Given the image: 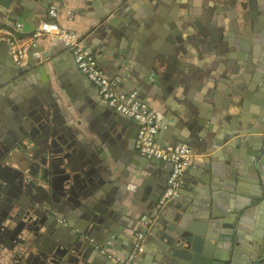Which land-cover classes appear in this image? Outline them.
<instances>
[{"label":"water","instance_id":"95a60500","mask_svg":"<svg viewBox=\"0 0 264 264\" xmlns=\"http://www.w3.org/2000/svg\"><path fill=\"white\" fill-rule=\"evenodd\" d=\"M147 1L154 3L153 0ZM229 1L235 3V0ZM37 2L46 8V0ZM37 2L36 0H0V17H7L10 22L32 20L35 15L43 14V8L38 7ZM126 2L128 1L115 0L104 9H97L98 21H95L92 27L100 30L104 38L112 34L110 39L113 44H118L131 59L145 64L151 70L150 84H159L166 92L172 91L178 87V82L174 78L175 67L166 61L152 63L143 60L142 56L146 57L145 50L133 42H125L123 36L118 31L114 32L111 27L109 20L111 14L125 8ZM211 2L213 5H218L220 0H211ZM240 20V28H232L226 33L222 31L218 35L223 45L221 50L226 57L234 56L238 51L242 52L239 57L243 60V68L237 70L233 65L231 67L228 65V71L224 72V76L232 81L233 85L230 83L218 87L215 103L219 113L216 115L220 120L229 123L238 113L239 135L243 136L244 140L249 139L256 148L261 147L263 152L264 83H260L255 68H260L261 58L264 57V17L261 15V10L255 9L250 13L245 11ZM40 22H43L42 19ZM194 37L201 41V36L194 35ZM56 39L51 35L47 43L55 46ZM261 40L262 44L258 45ZM32 50L36 52L39 50V53H42L41 56L30 55L36 63L28 61L26 65L20 67L17 77L8 83L0 80V162L6 161L3 166L5 172L3 176L0 175V237L5 236L12 241L9 251L0 249V264H104L105 257L112 254L110 250L114 246L113 238L116 235L120 236L125 225V214L122 211L123 198L114 188L115 185L123 187L118 183L121 179L119 173L123 174L126 170L135 169L142 176L137 188L142 194L138 201L142 208H152L158 205L168 185L167 175L160 170L164 162H159L163 161L161 159L143 157L135 150L131 151L136 138L135 119L119 112L111 105L99 107L94 118L88 121L96 133L87 140L81 137L78 129L65 127L62 116H55L58 104L53 96V85L39 81L36 83L27 73L31 71V67L36 68L37 65L48 63L55 80H59L74 102L78 96L77 92L83 91L85 80L80 77L74 65L64 68L60 60L52 62L49 60L51 55L44 53L39 47H32ZM180 51L181 47H176L171 53L172 59ZM246 63L248 65L245 66ZM8 64L10 65V62ZM120 74L127 77V72ZM16 79L18 81L14 83ZM136 86L141 88L139 82ZM255 86L257 87L250 92V88ZM135 90L139 91V89ZM14 91L19 94L17 98L11 96ZM254 97H258L255 101L261 109L254 116L244 114L241 110L246 108L248 99L254 100ZM25 112H30L27 114L29 117ZM187 115L188 118L193 119L190 113ZM20 116H25L29 124L24 123ZM184 120L187 121V117H184ZM226 127L236 130L230 125ZM19 136L33 138L32 141L30 139L28 141L32 142L34 150L35 147H41L47 153L35 150V154L43 155L26 162L27 165L34 161L35 166H40L44 174L28 171L26 176L21 171L18 172L17 177L21 176L23 180L28 179V176L36 179V188L29 193L30 205L25 214H22L20 209L24 191L14 185V182L20 184L18 178L6 172V169H15L18 166L11 164L1 151L7 149L12 138ZM173 139L175 142L188 140L178 138L176 135ZM120 147L127 151L129 156L126 159L121 158L117 153ZM260 159L259 164H256L253 155L242 159L243 168L248 166L244 173L245 177L254 178L251 170L254 172L262 170L261 163L264 160L262 157ZM166 163L172 165L171 162ZM18 165L20 169L25 170L23 163ZM193 196H198L200 199L195 198L191 204L184 206V214L176 217L171 225H166L164 232L157 233V239L151 241L153 245H150L154 250L139 252L140 264L141 262L143 264H218L217 261L241 264L233 257V252L229 251L232 250L230 248L232 243L224 250L220 248L221 241H235L229 231H224V235H221L211 226L210 229L197 233L186 219V217L190 218L192 213L200 214L203 199L207 198L212 203H216L213 186L208 189L195 188ZM210 214L211 216L224 214V222H226L224 226L232 227L228 220L230 214L219 208L217 203L214 209L210 210ZM95 249L102 254L95 252ZM133 249L125 256L131 254ZM256 251L260 252L259 258H264V248ZM261 263L263 264L264 261Z\"/></svg>","mask_w":264,"mask_h":264},{"label":"crops","instance_id":"0c3cea01","mask_svg":"<svg viewBox=\"0 0 264 264\" xmlns=\"http://www.w3.org/2000/svg\"><path fill=\"white\" fill-rule=\"evenodd\" d=\"M112 1L115 0H64L63 4L69 6L75 18L69 20L66 13L62 12L58 22L76 33L83 45L95 53L99 67L109 77L120 78V91L137 93L142 102L156 111L155 125L158 128L156 140L160 145L168 147L185 142L194 150L192 164L184 175L181 195L163 207L149 224L150 231L143 242L144 251L154 250L151 241L157 239V233H163L166 225H171L176 217L182 216L184 206L191 204L195 198L200 199L198 196H193L195 188L208 189L213 186L216 203L225 213L230 214L228 220L232 227L224 226L226 224L224 214L211 216L210 210L214 209L216 203L205 198L200 214L192 213L190 218L186 217L192 229L201 233L212 226L221 235H224V231H229L235 241H221L220 248L224 250L232 243L230 246L232 250L229 251L233 252V257L239 263L262 264L264 258H259L260 252L256 249L264 248V161L261 163L262 170L258 172L251 170L254 178H248L244 176L248 166L243 168L242 159L253 155L254 161L259 164L260 157L264 160V149L261 152V147L256 148L249 139L244 140L243 136L239 135L238 113L229 123L217 117L219 108L215 103V96L218 87L230 83L233 85V82L224 76V72L228 71V65L230 67L233 65L237 70L243 68V60L239 57L241 51L229 57L223 54L219 32L226 33L232 28H240V19L245 11L250 13L255 9L261 10V15L264 17V0H235V3L220 0L218 5H213L211 0H153L154 3L147 0H127L125 8L113 12L109 20L114 32L118 31L125 42H133L145 50L146 57L142 56L143 60L152 63L166 61L175 67L174 78L178 82V87L170 92L164 91L159 84H150L151 70L145 64L131 59L118 44H113L110 39L112 34L104 38L100 30L92 27L95 21H98L97 9H104ZM50 2L51 0H46V8L37 2V6L43 8V14L35 15L32 20L10 22L7 17H0V80H3V83L12 81L19 74L22 66L14 61L8 44L2 41V37L8 34L21 36L30 41L28 61H36L30 58V55H42L39 50L38 52L32 50V47H39L44 53L51 55L49 60L52 62L60 60L64 68L74 65L80 77L85 80V87L82 92H77L75 102L59 80H55L48 63L37 65L36 68L31 67V71L27 74L36 83L39 81L53 85V96L58 104L55 116L61 115L65 127L78 129L81 137L87 140L96 133L88 121L94 118L99 107L103 105L110 107V105L100 95L98 87L85 79L87 77L78 67L74 53L61 37L53 35L57 39L56 45L52 46L47 43L51 35L35 36L42 23L49 18ZM41 19L43 22H40ZM194 35L201 36V41H198ZM213 37L215 39L210 40ZM261 44L262 40L258 45ZM176 47H181V51L172 59L171 53ZM259 65L260 68H255V73L263 84L264 57L261 58ZM125 72L127 77L120 76L122 75L120 73ZM17 81L16 79L14 83ZM138 82L141 88L136 86ZM256 87H251L250 92ZM11 96L17 98L19 94L14 91ZM257 99L258 97H254V100L248 99L246 108L241 111L246 115L254 116L261 109L255 101ZM25 113L29 117L27 115L29 112ZM188 113L193 119L188 118ZM20 117L24 123L29 124L25 116ZM184 117L188 120H184ZM134 124L137 126L136 138L131 151L139 152L136 139L140 126L135 120ZM228 125L236 130L227 128ZM174 135L188 140L175 142ZM28 139L33 140L26 136L14 137L10 140L11 144L7 149L1 150L11 164L19 168V163H23L25 167L30 166V164L26 165V162L34 158L35 150L46 153L41 147H35L34 150L32 142ZM117 153L123 159L129 156L122 147ZM159 162H164L160 170L169 179L172 165L166 161ZM113 164H116L115 160ZM119 174L121 179L118 183L123 187L115 185L114 188L123 198L122 211L125 214V225L120 236L116 235L113 238L114 246L110 250L112 254L105 257L104 264H115L117 256L125 257V254L135 247L136 233L141 225L142 215L152 213L157 206L142 208L139 204V196L142 194L137 188L142 176L135 169ZM95 252L102 254L96 249ZM142 259L148 262L144 257ZM217 263L226 264V261H217Z\"/></svg>","mask_w":264,"mask_h":264},{"label":"built area","instance_id":"2783aa9c","mask_svg":"<svg viewBox=\"0 0 264 264\" xmlns=\"http://www.w3.org/2000/svg\"><path fill=\"white\" fill-rule=\"evenodd\" d=\"M63 1L51 0L48 10L49 18L42 23L35 36L58 35L61 37L74 53L78 67L98 87L102 98L119 112L137 121L140 126L136 139V147L139 153L150 159H161L172 163V171L167 188L159 199L157 207L152 210V213L142 215L141 225L136 233L137 240L133 252L125 257L117 258L115 263L140 264L138 255L139 252L141 253L144 250L143 242L150 231L149 224L163 207L169 205L173 199L180 197L184 175L192 164L194 150L185 142L176 143L168 147H164L157 142L156 111L148 104L142 102L137 93L120 91V78L109 77L99 67L97 56L83 45L80 37L58 22L59 15L62 12L66 13L69 20H74L75 18L73 11L69 6L64 5ZM2 39L9 45L14 61L24 66L29 59L30 41L24 37L9 34L3 36Z\"/></svg>","mask_w":264,"mask_h":264},{"label":"flooded vegetation","instance_id":"af4514ba","mask_svg":"<svg viewBox=\"0 0 264 264\" xmlns=\"http://www.w3.org/2000/svg\"><path fill=\"white\" fill-rule=\"evenodd\" d=\"M30 112H32V111H30ZM30 112H29V114H30ZM44 154H47V153H44ZM40 155H43V154L42 153H36V154L34 153V158H36V156H40ZM2 161L3 162H0V175L1 176H3V173L5 172L3 166L6 163L5 160H2ZM24 169L25 170H22L19 167L16 168V169H10V168L6 169L7 174L11 173V176H14V177L18 178L17 181L20 184H18L17 182H14V185L19 190L22 189L24 191V196L22 198V203H21L22 207L20 208L22 214L27 213L26 209L30 205V197H31V194H29V193H32L33 191H35L36 179L33 176H28V179L24 178V180H23V177H21V176L17 177L18 176V172L21 171V173H23L26 176H27V172L28 171H30V172H32L34 174H44L43 171H41L43 169L40 166H35L34 161H31L30 166H27ZM19 240H21V239L19 238ZM11 245H12V241L9 238H6L5 236L0 237V249L2 251H9L8 248Z\"/></svg>","mask_w":264,"mask_h":264}]
</instances>
